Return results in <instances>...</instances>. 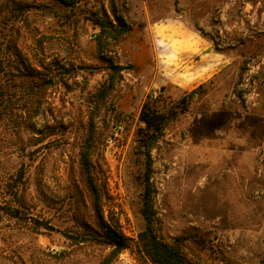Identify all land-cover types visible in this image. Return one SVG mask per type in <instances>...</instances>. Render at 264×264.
Returning <instances> with one entry per match:
<instances>
[{
	"label": "rangeland",
	"instance_id": "rangeland-1",
	"mask_svg": "<svg viewBox=\"0 0 264 264\" xmlns=\"http://www.w3.org/2000/svg\"><path fill=\"white\" fill-rule=\"evenodd\" d=\"M192 89L150 150L158 236L195 264H264V0H0V264H152L138 114ZM101 213L128 242L107 263Z\"/></svg>",
	"mask_w": 264,
	"mask_h": 264
},
{
	"label": "trees",
	"instance_id": "trees-1",
	"mask_svg": "<svg viewBox=\"0 0 264 264\" xmlns=\"http://www.w3.org/2000/svg\"><path fill=\"white\" fill-rule=\"evenodd\" d=\"M66 4H73L75 0H60ZM93 22L99 27L100 31L107 32L114 37H118L129 27L117 17L116 23L108 16L95 15L92 17ZM114 69H122L123 65H115ZM194 93V89L188 91L180 97L177 103L167 108H159L150 101H146L141 107L138 117L143 123L139 130L138 143L145 155V185L143 191L142 213L145 218V227L139 232V242L141 250L146 254L152 264H195L189 260L182 252L180 243L175 239L173 241H163L158 236L157 226L152 209V193L148 184L151 172L150 150L156 144L163 134L166 124L176 118L180 112L188 107V100ZM82 166L89 178V162L86 153L81 157ZM91 193L93 195V205L98 208V192L96 187L88 180ZM98 224L103 228L102 240L111 249L106 257V263L110 261L117 253L128 246L124 235L115 228L103 213L98 215Z\"/></svg>",
	"mask_w": 264,
	"mask_h": 264
},
{
	"label": "crops",
	"instance_id": "crops-1",
	"mask_svg": "<svg viewBox=\"0 0 264 264\" xmlns=\"http://www.w3.org/2000/svg\"><path fill=\"white\" fill-rule=\"evenodd\" d=\"M205 48H208L207 43H205ZM206 53L209 54V56L213 55L211 50L207 51ZM211 64H212L211 62H208V64L206 63L205 65H201L202 71L198 73H191L189 75H184V76L180 74H175L172 76L171 79L181 86H189L194 82H202L207 78H209L211 75H213V73L215 72L216 65L212 66Z\"/></svg>",
	"mask_w": 264,
	"mask_h": 264
},
{
	"label": "clouds",
	"instance_id": "clouds-1",
	"mask_svg": "<svg viewBox=\"0 0 264 264\" xmlns=\"http://www.w3.org/2000/svg\"><path fill=\"white\" fill-rule=\"evenodd\" d=\"M171 40V37L167 34V29L158 28L154 33L153 45L154 46H165L168 47V42ZM161 58H163L164 54L160 53Z\"/></svg>",
	"mask_w": 264,
	"mask_h": 264
}]
</instances>
